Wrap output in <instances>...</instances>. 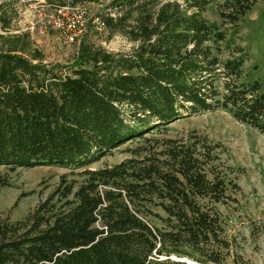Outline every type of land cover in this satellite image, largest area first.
<instances>
[{"label": "trees", "instance_id": "trees-1", "mask_svg": "<svg viewBox=\"0 0 264 264\" xmlns=\"http://www.w3.org/2000/svg\"><path fill=\"white\" fill-rule=\"evenodd\" d=\"M45 1L60 9L97 0ZM255 2L224 0L220 17L236 24ZM210 3L111 0L114 14L97 18L109 38L119 35L131 48L81 44L65 65L44 63L26 33H0V166H54L82 178L62 176L23 220L0 218V264H228L219 208L236 185L216 169L205 140L151 138L217 110L264 134L262 85L241 82L242 59L221 62L213 53L211 43L224 36L203 16ZM139 142L152 150L87 169Z\"/></svg>", "mask_w": 264, "mask_h": 264}, {"label": "rangeland", "instance_id": "rangeland-1", "mask_svg": "<svg viewBox=\"0 0 264 264\" xmlns=\"http://www.w3.org/2000/svg\"><path fill=\"white\" fill-rule=\"evenodd\" d=\"M111 0L82 3L75 8L85 11V22L80 34L72 43L65 41L60 28L53 23L58 14L56 2L45 0H0L3 17L9 19V28L1 34H28L33 47L43 54L44 63L65 65L71 63L81 44L93 45L110 52L128 51L132 44L123 37H108V32L98 31L93 20L108 9ZM181 2L182 0H175ZM62 14L68 16L74 7L69 1ZM224 0H211L203 14L214 31L224 40L212 42L213 53L221 62L231 58L243 61V80L258 81L264 90V0H256L251 9L237 22L229 24L220 17ZM61 10V8H60ZM64 19L62 24L68 25ZM223 79L216 82L223 93ZM149 137V136H148ZM152 139H171L185 145L205 140L213 148L211 155L217 160L227 181L229 200L219 208L225 236L231 244L228 264H264V134L234 121L224 112H206L177 120L166 131L155 133ZM200 145V144H199ZM140 148L152 150L144 143L126 144L87 167L89 170L111 168L120 162L135 158ZM74 171L54 166L15 168L0 166V218L10 222L23 220L33 212L58 186L62 176L68 181H81Z\"/></svg>", "mask_w": 264, "mask_h": 264}, {"label": "built area", "instance_id": "built-area-1", "mask_svg": "<svg viewBox=\"0 0 264 264\" xmlns=\"http://www.w3.org/2000/svg\"><path fill=\"white\" fill-rule=\"evenodd\" d=\"M62 10H64V8H61V10L58 9V14L53 18V23L60 28L65 41L72 43L74 39L80 34L81 29L84 26L86 13L85 11L80 10L78 7H74L68 16H64L62 14ZM64 19L68 20L69 22L65 27L62 24ZM92 22L98 31H105V25L99 18L96 17Z\"/></svg>", "mask_w": 264, "mask_h": 264}]
</instances>
